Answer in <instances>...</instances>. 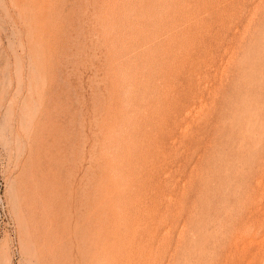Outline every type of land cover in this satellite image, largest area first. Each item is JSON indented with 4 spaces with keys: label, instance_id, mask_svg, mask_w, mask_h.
Listing matches in <instances>:
<instances>
[{
    "label": "rangeland",
    "instance_id": "rangeland-1",
    "mask_svg": "<svg viewBox=\"0 0 264 264\" xmlns=\"http://www.w3.org/2000/svg\"><path fill=\"white\" fill-rule=\"evenodd\" d=\"M0 264H264V0H0Z\"/></svg>",
    "mask_w": 264,
    "mask_h": 264
}]
</instances>
